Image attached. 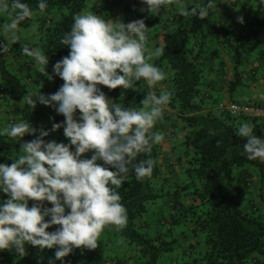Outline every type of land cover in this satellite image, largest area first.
<instances>
[{
	"label": "clouds",
	"instance_id": "9594fccd",
	"mask_svg": "<svg viewBox=\"0 0 264 264\" xmlns=\"http://www.w3.org/2000/svg\"><path fill=\"white\" fill-rule=\"evenodd\" d=\"M213 2L186 7L182 0H142L147 9L141 11L158 15L177 4L179 15L191 14L203 20ZM37 7L44 13L47 0H38ZM9 8L15 15L11 22L0 25L8 38L0 44V54L9 52V43L20 42L18 25L34 15L23 0H0V13ZM237 22L243 24L244 17L239 16ZM147 30L143 18L125 23L106 20L91 11L73 16L70 30L60 41L69 54L53 65L63 84L52 94L40 91L35 97L29 94L26 100L33 110L37 103L53 107L65 120L53 123L50 130L37 129L22 120L0 131L15 141H22L26 134L36 136L21 144L22 154L11 158V164L0 163V193L8 196L0 200V250L12 249L23 257L29 244L41 250L55 248L49 264L57 260L64 264L74 248L96 249L105 226H126L127 209L120 203L119 189L129 173L138 181L151 176L155 162L150 154L153 146L164 140L163 133L152 129L162 119L172 93L149 91L138 109L116 103L100 85L129 89L142 81L156 88L166 79V74L150 62L162 54L163 47L148 48ZM21 50L40 66L41 73L53 79L47 72V54L23 43ZM61 128L69 143L45 140ZM235 133L247 138L242 154L248 160L264 162V136L254 134L248 123H242ZM88 152H92L90 158L84 156ZM142 154L148 158L138 160ZM29 201L35 203L30 206ZM45 201L52 207L44 206ZM53 225L59 227L48 231Z\"/></svg>",
	"mask_w": 264,
	"mask_h": 264
},
{
	"label": "trees",
	"instance_id": "16d2710c",
	"mask_svg": "<svg viewBox=\"0 0 264 264\" xmlns=\"http://www.w3.org/2000/svg\"><path fill=\"white\" fill-rule=\"evenodd\" d=\"M88 1L47 0V8L41 13L37 7L38 0H23L34 15L22 21L18 27H28L33 20L37 21L39 31L33 47H39L49 56L47 72L53 79L41 74L42 92L52 94L63 84V80L53 72V65L68 55L70 50L61 45L60 41L64 33L70 30L73 16L81 14ZM123 1L129 11L139 12L140 0ZM217 2L218 0H214L209 16L203 20L191 14L185 17L173 13L172 27L160 46L163 47V52L157 59V63L164 65L166 78L171 83L170 105L176 109L185 124L182 144L186 146V151L177 158L179 162L184 160L188 164L186 173L191 180L193 202L190 208L180 210L179 214L192 224L196 233L205 234L207 247L196 258L200 264H264V209L253 200L244 205L253 186V173L250 169L245 173L236 171L237 166L249 164L256 171L260 170L264 179V162L259 159L248 160L242 154L243 143L247 138L235 133V129L242 123H248L253 127V133L261 136L264 122L234 116L228 112L223 114L210 111L203 93L206 83L203 53L213 42L218 43L231 55L237 74H241V56L258 41V35L264 27V18L258 14L243 33H238L235 26L219 24ZM191 3L204 4L206 0H191ZM192 6L194 5H190ZM12 13L14 18L15 13ZM164 16L162 9L160 14H153L152 19H147V24L152 25ZM3 43L5 40L0 38V44ZM20 72V69L11 70L6 57L0 54V81L3 88L18 97H25L26 100L29 94L35 97L37 94L29 89ZM100 87L116 103L138 109L148 92L147 86L141 81H137L134 88L129 89H109L103 85ZM49 115L56 120L65 119L51 106ZM20 142L6 134L0 135V163L13 162L11 158L17 155ZM162 153V145H154L150 154L155 162L151 176L138 181L134 173H129L119 189L120 203L127 209V224L120 229L113 226L117 234L135 247V256L142 264H168L163 259L173 249L172 240H168L166 232L159 236L153 235L144 231L138 223L139 217L149 210L151 204L166 193L167 180L163 179ZM146 158L148 157L142 154L137 159ZM43 203L46 207H52L50 202ZM67 211L70 210L66 209ZM171 212L173 223L178 220L179 214L175 209ZM58 227L59 225H53L48 231H54ZM101 240L102 232L98 238V246ZM98 246L96 249H87L85 264H92ZM46 249L26 245V254L23 257L17 255V264H37L39 254Z\"/></svg>",
	"mask_w": 264,
	"mask_h": 264
},
{
	"label": "crops",
	"instance_id": "0c3cea01",
	"mask_svg": "<svg viewBox=\"0 0 264 264\" xmlns=\"http://www.w3.org/2000/svg\"><path fill=\"white\" fill-rule=\"evenodd\" d=\"M139 12L129 11L125 7L123 0H89L85 7V12H96L98 15H103L106 20H121L125 23L134 16L133 20L145 19L148 26L147 30V46L150 50H155L156 47L163 45L164 38L171 29V16L177 11V4H172L164 9L166 18L157 20L154 24H147V19L153 18V14L147 10V5L140 0ZM119 2V5L116 4ZM186 7L191 3V0H182ZM0 13V25L11 22L13 13ZM264 18V0H218L216 6L217 20L221 26H235L238 33H243L249 23H253L257 15ZM189 15L185 16L188 17ZM239 16L244 17V23L237 22ZM132 20V21H133ZM26 29L22 27L17 30V35L22 36V31ZM38 24L35 21V26L30 32L28 38L15 44H8L9 52L3 54L11 70H21V75L26 79L27 85L32 92L39 94L41 91L40 79L42 73L40 66L30 58L22 54L21 45L27 44L33 47V42L37 38ZM32 34V35H31ZM0 38L7 41V36L0 31ZM158 57L153 56L151 63L163 71L166 76L167 72L162 63H157ZM203 63L205 66V88L204 96L208 103V109L223 114H227L225 106L230 102L248 103L264 107V27L258 35V41L251 45L247 53L241 56L239 70L241 74H237V69L232 60V57L227 53L222 46L213 42L203 53ZM237 81V82H236ZM142 82V81H141ZM145 85L146 83L143 82ZM147 86V85H146ZM148 88L149 91H156L159 94L160 90L169 91L171 88L170 81L167 78L156 86V88ZM42 92V91H41ZM170 92V91H169ZM48 94L46 92H42ZM50 106L37 103L33 110L31 106H27L25 97H18L10 91H6L0 81V131L8 128L11 124L20 121H26L33 127L45 130H50L53 123H58V120L49 115ZM59 121H62L59 120ZM64 121V120H63ZM264 124V123H263ZM153 132H161L164 134V140L160 143L163 147L161 160L164 162L163 172L164 178L167 180L166 193L157 202L152 203L149 210L139 217L138 223L144 231L153 235H162L166 232L167 238L172 239L173 249L168 256L164 257V261L168 264H200L196 258L201 256L207 247V241L204 233H196L192 229V224L185 221L183 215L179 214L180 210H185L191 207L193 202L192 193L190 191L191 180L186 173L188 166L187 162L181 160L179 162L178 155H184L186 146L182 144L184 138L185 124L178 112L170 104L165 109L162 119L158 120ZM56 133L57 142L69 143V140L64 135V130L59 129L50 133ZM39 133L37 132L36 135ZM261 136H264V126L261 129ZM7 135V134H6ZM49 135V136H50ZM45 137V140L49 137ZM36 136L26 134L20 142L19 151L14 157L22 154L21 144L26 141L35 139ZM48 141V140H47ZM74 148V146H73ZM92 152L85 153L84 156L90 158ZM98 163H103L98 161ZM247 169L253 173V186L255 197L259 195L261 200V182L260 175L256 169L247 164L245 166H237V172L245 173ZM264 176V175H263ZM176 192V193H175ZM250 195V194H248ZM7 194L0 193V200H6ZM257 202L250 197H246V202ZM35 201H29L31 206ZM176 207H174V204ZM264 209V204H258ZM175 212L179 214V218L175 222H171V217ZM98 255L92 264H142L135 256V247L129 244L122 236L116 233L113 225H107L102 231V240L98 246ZM56 249H46L39 254L37 264H49V259L54 258ZM17 253L12 249L0 250V264H17ZM88 250L86 248H74L73 252L64 258V264H85ZM55 264H62L57 260Z\"/></svg>",
	"mask_w": 264,
	"mask_h": 264
},
{
	"label": "built area",
	"instance_id": "2783aa9c",
	"mask_svg": "<svg viewBox=\"0 0 264 264\" xmlns=\"http://www.w3.org/2000/svg\"><path fill=\"white\" fill-rule=\"evenodd\" d=\"M134 2V0H132ZM225 110L234 116H245L251 119L264 122V107L239 102H230L225 106Z\"/></svg>",
	"mask_w": 264,
	"mask_h": 264
},
{
	"label": "rangeland",
	"instance_id": "374dc122",
	"mask_svg": "<svg viewBox=\"0 0 264 264\" xmlns=\"http://www.w3.org/2000/svg\"><path fill=\"white\" fill-rule=\"evenodd\" d=\"M116 4L119 5V2H116ZM119 6H120V5H119ZM184 6H185V5H184ZM6 12L8 13V11H6ZM6 12H4V14H6ZM9 12L12 13L11 10H10ZM132 12H133L132 14L134 15V14H135V11H132ZM81 14H83V13H81ZM134 16H135V15H134ZM134 16H133L131 19H129L128 22L132 21V20L134 19ZM166 17H167V16L165 15L164 18H166ZM34 26H35V20H33V21L30 23V25H29L28 27H25L26 29H24V31H22V36L20 37L21 41L24 40V38H28V36H29L30 32L33 30ZM18 29H19V31L21 30V28H19V27H18ZM31 35H32V34H31ZM59 120H61V119H59ZM59 120H58V123H61V122H62L63 120H65V119H62V121H59ZM61 129H63V128H61ZM47 140H48V141H51V140H56V141H57L56 133H52V135H50V136L47 138ZM47 140H46V141H47ZM67 140H68V138H67ZM73 150H74V148H73ZM257 171L260 172V170H257ZM258 172L256 173V172L254 171L255 175H256V174L258 175ZM259 175H260V182H263V183L260 185V187H261V189H262V191H261L262 199L264 200V179L262 178V176H261L260 173H259ZM248 194H250L251 197L257 201V203H256L257 205L260 204V203L264 204V201L261 200V198H260L259 195H256V197H255L254 189L251 188V191H250ZM248 194H247V197H250V195H248ZM244 205H248V202L245 201V202H244ZM168 240L171 241L172 239H171V238H168ZM42 253H43V252H42ZM95 255H96V256L98 255V250H96ZM96 256L94 257V261H95V259H96ZM86 259H87V258H85V261H86ZM38 260H39V257H38ZM160 262L162 263V260H161Z\"/></svg>",
	"mask_w": 264,
	"mask_h": 264
}]
</instances>
